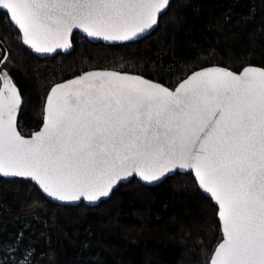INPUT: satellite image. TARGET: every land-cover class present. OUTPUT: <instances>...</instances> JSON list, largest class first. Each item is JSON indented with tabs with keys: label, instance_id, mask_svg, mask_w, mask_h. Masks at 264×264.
<instances>
[{
	"label": "snow or ice",
	"instance_id": "6c2138e0",
	"mask_svg": "<svg viewBox=\"0 0 264 264\" xmlns=\"http://www.w3.org/2000/svg\"><path fill=\"white\" fill-rule=\"evenodd\" d=\"M172 0H0L16 39L37 54L73 46L74 29L105 42L140 39ZM0 175L31 182L65 206L109 198L122 182L146 185L188 170L214 201L221 236L208 264H264V67L192 65L174 86L120 70L58 83L43 123L19 131L23 100L0 49ZM23 236L12 264H33ZM2 264V262H0Z\"/></svg>",
	"mask_w": 264,
	"mask_h": 264
},
{
	"label": "trees",
	"instance_id": "16d2710c",
	"mask_svg": "<svg viewBox=\"0 0 264 264\" xmlns=\"http://www.w3.org/2000/svg\"><path fill=\"white\" fill-rule=\"evenodd\" d=\"M0 12V40L10 53L9 74L22 95L19 131L41 122L49 88L91 69L137 73L172 87L192 65L234 71L264 67V0H172L159 26L139 40L104 44L79 33L73 49L51 57L32 54ZM23 236L33 264H208L221 231L215 207L175 172L156 185L120 183L97 205L48 201L24 178L0 176V262Z\"/></svg>",
	"mask_w": 264,
	"mask_h": 264
},
{
	"label": "water",
	"instance_id": "95a60500",
	"mask_svg": "<svg viewBox=\"0 0 264 264\" xmlns=\"http://www.w3.org/2000/svg\"><path fill=\"white\" fill-rule=\"evenodd\" d=\"M156 27H154V29H155ZM153 30H150L148 33H146V34H144L143 35V37L144 36H146V35H148L149 33H151ZM73 32H74V34L75 33H79V34H81L82 36H84L85 38H87L89 41H91V42H101V43H104V44H119V43H128V42H105V41H103L102 39H97V38H91V37H88L87 36V34L86 33H83L80 29H74L73 30ZM74 36V35H73ZM141 39V38H140ZM72 40H73V38H72ZM136 40H139V39H134L133 41H136ZM133 41H131V42H133ZM72 43H73V41H72ZM32 54H34L35 56H38V57H51V56H54V55H56L57 53H62V54H67V53H69L72 49H73V46L70 48V49H67V50H65V49H57V50H55L54 52H52V53H47V54H37V53H35L32 49H30L28 46H26V45H24ZM0 49H7L6 48V46L4 45V43L0 40ZM0 55H3V53L2 52H0ZM212 66H220V65H210V66H205V67H212ZM246 66H255V67H262V66H258V65H246ZM220 67H224V66H220ZM245 67V66H244ZM225 68H227V67H225ZM230 69V68H229ZM94 70H113V69H91V70H87V71H94ZM230 70H232V69H230ZM234 71V70H233ZM85 72V71H84ZM83 73V72H82ZM82 73H79V74H77V75H75V76H73V77H70V78H68V79H65V80H63V81H59V82H57V83H55V84H53L50 88H49V90H48V92H47V94H46V97H45V101H46V98H47V95H48V93H49V91L51 90V88L53 87V86H55L56 84H58V83H63V82H66V81H68V80H71V79H74L76 76H78V75H81ZM128 73H130V74H134V75H140V74H137V73H131V72H128ZM11 76V75H10ZM143 76V75H142ZM144 77V76H143ZM12 78V77H11ZM144 78H146V79H149V78H147V77H144ZM13 80V79H12ZM149 80H152V79H149ZM154 81V80H153ZM14 82V81H13ZM156 82H159V81H156ZM2 80H0V86H2ZM15 83V82H14ZM159 83H161V82H159ZM163 84V83H162ZM163 85H165V84H163ZM166 86V85H165ZM18 87V86H17ZM19 89V88H18ZM45 101H44V103H45ZM20 111V110H19ZM19 111H18V114H19ZM17 114V115H18ZM42 123H43V115H42V122H41V124H40V126H42ZM40 126L36 129V130H39V128H40ZM35 131V130H34ZM33 132V131H32ZM31 132V133H32ZM31 133L29 134V135H25V136H30L31 135ZM175 172H180V173H189L188 172V170H175L174 171V173ZM174 173H170V174H167L165 177H163V178H161V180L159 181V182H161L164 178H166L167 176H170V175H173ZM192 175V174H191ZM0 176H2V175H0ZM2 177H4V176H2ZM6 178H14V177H6ZM25 179V178H24ZM132 178H130V180H131ZM138 181H139V178L137 177L136 178ZM140 182V181H139ZM159 182H156V183H154L153 185H156V184H158ZM122 183H126V182H122ZM140 183H142V184H144V185H146L144 182H140ZM149 186H151V185H149ZM41 193H42V191L41 190H39ZM200 191L206 196V197H208V198H210V195L209 194H207V193H204L203 192V190L202 189H200ZM43 194V193H42ZM43 196L48 200V201H50V202H52V203H55V204H59V205H65L63 202H58V201H55V200H53L52 198H48L47 196H46V194H43ZM111 196V195H110ZM107 198H102V200H106ZM85 205H88V206H94V205H97L99 202H97V203H95V204H93V205H89V203L88 202H83ZM212 203H213V205H214V201H212ZM80 204V203H79ZM76 205H78V204H76ZM217 220H218V223H219V225H220V222H219V219H218V216H217ZM218 244V243H217ZM216 244V245H217ZM216 247V246H215Z\"/></svg>",
	"mask_w": 264,
	"mask_h": 264
}]
</instances>
